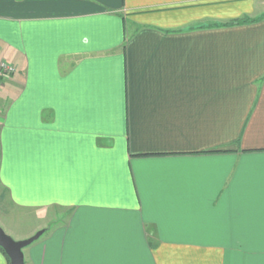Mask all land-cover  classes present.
Segmentation results:
<instances>
[{"label":"crops","instance_id":"0c3cea01","mask_svg":"<svg viewBox=\"0 0 264 264\" xmlns=\"http://www.w3.org/2000/svg\"><path fill=\"white\" fill-rule=\"evenodd\" d=\"M263 13L0 0V186L49 220L26 264H264V17L215 25Z\"/></svg>","mask_w":264,"mask_h":264},{"label":"rangeland","instance_id":"374dc122","mask_svg":"<svg viewBox=\"0 0 264 264\" xmlns=\"http://www.w3.org/2000/svg\"><path fill=\"white\" fill-rule=\"evenodd\" d=\"M42 220L46 222L45 218L42 219V217L39 218L34 216L29 209H19L11 205L7 192L0 186V226H2L9 235L16 240L28 238L38 231L35 230V224L38 221V223H41ZM47 222H49V220H47Z\"/></svg>","mask_w":264,"mask_h":264},{"label":"water","instance_id":"95a60500","mask_svg":"<svg viewBox=\"0 0 264 264\" xmlns=\"http://www.w3.org/2000/svg\"><path fill=\"white\" fill-rule=\"evenodd\" d=\"M44 232V229H40L28 238L16 240L0 226V246L9 257L10 264H26L24 248L39 239Z\"/></svg>","mask_w":264,"mask_h":264},{"label":"built area","instance_id":"2783aa9c","mask_svg":"<svg viewBox=\"0 0 264 264\" xmlns=\"http://www.w3.org/2000/svg\"><path fill=\"white\" fill-rule=\"evenodd\" d=\"M16 72V66L14 63L0 58V86L3 80Z\"/></svg>","mask_w":264,"mask_h":264},{"label":"trees","instance_id":"16d2710c","mask_svg":"<svg viewBox=\"0 0 264 264\" xmlns=\"http://www.w3.org/2000/svg\"><path fill=\"white\" fill-rule=\"evenodd\" d=\"M264 17V13L259 16V17H250V16H245V17H242L240 19H237V20H232V21H229V22H224V23H216L215 25H233V24H243V23H250V22H254V21H258L260 20L261 18ZM0 248L4 251V249L0 246ZM5 252V251H4ZM8 261H9V264H10V259L8 257Z\"/></svg>","mask_w":264,"mask_h":264}]
</instances>
